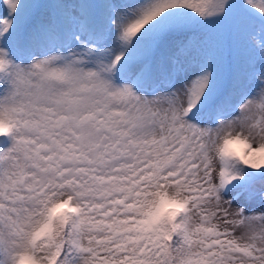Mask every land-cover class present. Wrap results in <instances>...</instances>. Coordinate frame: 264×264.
Returning a JSON list of instances; mask_svg holds the SVG:
<instances>
[{
    "label": "snow or ice",
    "instance_id": "obj_1",
    "mask_svg": "<svg viewBox=\"0 0 264 264\" xmlns=\"http://www.w3.org/2000/svg\"><path fill=\"white\" fill-rule=\"evenodd\" d=\"M0 264H264V0H0Z\"/></svg>",
    "mask_w": 264,
    "mask_h": 264
},
{
    "label": "rangeland",
    "instance_id": "obj_2",
    "mask_svg": "<svg viewBox=\"0 0 264 264\" xmlns=\"http://www.w3.org/2000/svg\"><path fill=\"white\" fill-rule=\"evenodd\" d=\"M234 147H236V148H237V150H239V149H240V146H238V145H237V146H234Z\"/></svg>",
    "mask_w": 264,
    "mask_h": 264
}]
</instances>
